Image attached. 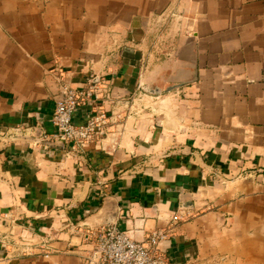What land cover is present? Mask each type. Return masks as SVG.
<instances>
[{"label":"crops","instance_id":"1","mask_svg":"<svg viewBox=\"0 0 264 264\" xmlns=\"http://www.w3.org/2000/svg\"><path fill=\"white\" fill-rule=\"evenodd\" d=\"M89 79L73 123L113 121L78 149L51 119ZM178 208L171 264H264V0H0V238L32 243L0 264H83Z\"/></svg>","mask_w":264,"mask_h":264},{"label":"built area","instance_id":"2","mask_svg":"<svg viewBox=\"0 0 264 264\" xmlns=\"http://www.w3.org/2000/svg\"><path fill=\"white\" fill-rule=\"evenodd\" d=\"M172 16L168 14L160 17L157 26H170ZM173 24L175 23L172 22L171 25ZM95 92L96 85H93L92 79L86 81L84 89L79 92L67 86L59 89V97L56 99L51 119L55 130L54 139L74 148L84 149L86 144L100 142L107 136L108 128L113 121L112 117L107 118L103 114H98L81 126L73 123L80 102L97 99L94 96ZM190 218L184 209L178 208L163 229L149 233L142 243L135 242L129 233L119 231L114 225L100 228L89 235L88 251L83 264H171L166 255L160 253L157 248L174 238L180 225ZM29 235L24 231L16 238L10 231V234L0 238V247L8 249L17 243H22L26 248L25 251L28 252L32 246Z\"/></svg>","mask_w":264,"mask_h":264}]
</instances>
